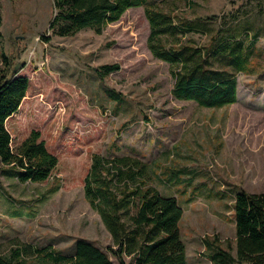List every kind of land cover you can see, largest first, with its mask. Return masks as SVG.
<instances>
[{"label":"rangeland","instance_id":"1","mask_svg":"<svg viewBox=\"0 0 264 264\" xmlns=\"http://www.w3.org/2000/svg\"><path fill=\"white\" fill-rule=\"evenodd\" d=\"M147 5L186 21L180 42L234 74L235 102L203 107L172 97L168 64L145 44L142 6L127 8L100 33L83 28L57 36L48 29L51 0H0V69L3 54L9 72L22 61L15 75L27 78L5 122L10 147L34 129L56 158L41 182H19L0 164V255L27 244L71 256L76 239L106 250L110 236L82 190L92 153L138 157L159 194L175 197L185 264H213L204 238L233 245L234 194L264 191V0ZM102 64L118 68L99 79L94 70ZM16 261L42 264L31 254Z\"/></svg>","mask_w":264,"mask_h":264},{"label":"trees","instance_id":"2","mask_svg":"<svg viewBox=\"0 0 264 264\" xmlns=\"http://www.w3.org/2000/svg\"><path fill=\"white\" fill-rule=\"evenodd\" d=\"M53 12L48 21L52 35H72L89 28L100 33L131 7L142 6L148 24L145 44L151 56L169 66L170 93L175 99L192 100L203 107H221L236 100L234 74L214 69L201 49L180 42L186 21L173 22V16L150 7L147 0H51ZM44 41L47 36H42ZM2 55L0 69V164L12 168L19 182H41L50 175L56 158L44 147L38 130L31 129L13 149L5 126L6 118L18 107L27 88L24 75L9 72ZM118 68L102 64L95 68L99 79ZM83 196L96 212L110 236L103 250L84 239H76L71 256L50 248L31 249L27 244L13 247L0 264H16L22 254L35 256L42 264H185L184 245L178 221L182 210L175 197H163L149 183L146 163L136 156L104 157L90 155L83 177ZM233 245L223 246L215 236L204 238V253L213 264L264 263V191L234 194L231 206ZM31 249V250H30ZM233 251V254L231 253Z\"/></svg>","mask_w":264,"mask_h":264},{"label":"water","instance_id":"3","mask_svg":"<svg viewBox=\"0 0 264 264\" xmlns=\"http://www.w3.org/2000/svg\"><path fill=\"white\" fill-rule=\"evenodd\" d=\"M22 65H23V62L22 61L16 62L12 66V69H11L10 73L14 75L17 72L18 68H20Z\"/></svg>","mask_w":264,"mask_h":264},{"label":"crops","instance_id":"4","mask_svg":"<svg viewBox=\"0 0 264 264\" xmlns=\"http://www.w3.org/2000/svg\"><path fill=\"white\" fill-rule=\"evenodd\" d=\"M7 119V118H6ZM5 122H6V120H5Z\"/></svg>","mask_w":264,"mask_h":264}]
</instances>
